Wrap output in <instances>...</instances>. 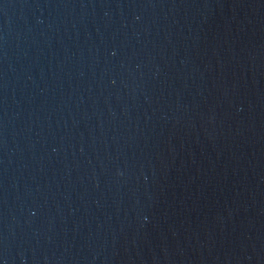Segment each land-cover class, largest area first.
Here are the masks:
<instances>
[{
	"label": "water",
	"instance_id": "1",
	"mask_svg": "<svg viewBox=\"0 0 264 264\" xmlns=\"http://www.w3.org/2000/svg\"><path fill=\"white\" fill-rule=\"evenodd\" d=\"M0 264H264V0H0Z\"/></svg>",
	"mask_w": 264,
	"mask_h": 264
}]
</instances>
